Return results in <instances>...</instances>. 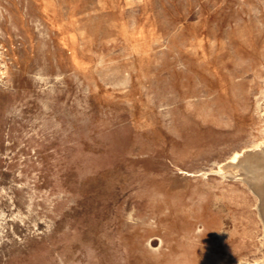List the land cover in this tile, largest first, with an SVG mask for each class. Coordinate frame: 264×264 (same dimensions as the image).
I'll use <instances>...</instances> for the list:
<instances>
[{"label":"rangeland","instance_id":"rangeland-1","mask_svg":"<svg viewBox=\"0 0 264 264\" xmlns=\"http://www.w3.org/2000/svg\"><path fill=\"white\" fill-rule=\"evenodd\" d=\"M259 144L264 0H0V264H264Z\"/></svg>","mask_w":264,"mask_h":264},{"label":"bare ground","instance_id":"bare-ground-1","mask_svg":"<svg viewBox=\"0 0 264 264\" xmlns=\"http://www.w3.org/2000/svg\"><path fill=\"white\" fill-rule=\"evenodd\" d=\"M224 163L220 166L219 171L223 174L241 176L258 195L259 210L264 221V144H259L253 150L235 152ZM238 264L249 263L239 261Z\"/></svg>","mask_w":264,"mask_h":264}]
</instances>
